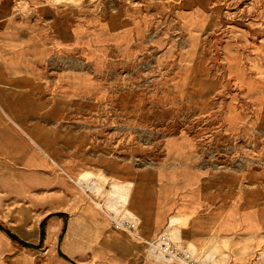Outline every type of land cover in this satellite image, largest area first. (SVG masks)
Masks as SVG:
<instances>
[{
  "label": "crops",
  "instance_id": "1",
  "mask_svg": "<svg viewBox=\"0 0 264 264\" xmlns=\"http://www.w3.org/2000/svg\"><path fill=\"white\" fill-rule=\"evenodd\" d=\"M139 8L124 0H0V264L27 251L41 254L35 264H163L148 246L161 233L206 263L220 251L235 257L262 245L264 178L241 185L238 129L215 131L224 151L214 164L200 162L185 135L180 152L153 163L115 144L129 121L117 94L144 86L120 78L144 57ZM87 172L92 179L82 182ZM251 261L264 264V255L231 264Z\"/></svg>",
  "mask_w": 264,
  "mask_h": 264
},
{
  "label": "rangeland",
  "instance_id": "2",
  "mask_svg": "<svg viewBox=\"0 0 264 264\" xmlns=\"http://www.w3.org/2000/svg\"><path fill=\"white\" fill-rule=\"evenodd\" d=\"M60 1L80 5L98 0ZM124 1L143 7L139 42L144 57L128 65L120 78L126 87H134L142 78L144 86L117 94L127 104L119 109L129 121L122 123L128 138H115V144L123 141L130 152L139 150L138 160L153 163L168 152L177 153L175 145L189 136L200 162L214 164L216 154L224 150L217 147L213 135L229 125L240 132L241 185L258 183L264 178V0ZM110 125L121 130L115 121ZM137 129L142 138H137ZM89 179L92 172L81 174L82 182ZM82 189L92 202V186ZM127 233L133 236L135 230L130 226ZM4 239L1 235L0 255L6 248ZM261 240V246L240 256L220 251L211 263L244 262L252 255L256 260L264 255V233ZM11 256L6 254L3 264H14ZM40 257L27 251L15 261L35 264ZM49 264L60 263L51 259ZM163 264L169 263L163 259Z\"/></svg>",
  "mask_w": 264,
  "mask_h": 264
},
{
  "label": "built area",
  "instance_id": "3",
  "mask_svg": "<svg viewBox=\"0 0 264 264\" xmlns=\"http://www.w3.org/2000/svg\"><path fill=\"white\" fill-rule=\"evenodd\" d=\"M121 226L130 230V228L125 225ZM148 246L153 252L158 253L163 259L168 261L169 264H213L203 262L184 253L167 233H161L156 238L149 240Z\"/></svg>",
  "mask_w": 264,
  "mask_h": 264
},
{
  "label": "trees",
  "instance_id": "4",
  "mask_svg": "<svg viewBox=\"0 0 264 264\" xmlns=\"http://www.w3.org/2000/svg\"><path fill=\"white\" fill-rule=\"evenodd\" d=\"M10 236H11L12 238H15V236H14V235H12V234H10Z\"/></svg>",
  "mask_w": 264,
  "mask_h": 264
}]
</instances>
